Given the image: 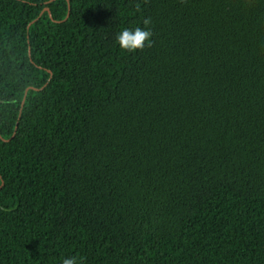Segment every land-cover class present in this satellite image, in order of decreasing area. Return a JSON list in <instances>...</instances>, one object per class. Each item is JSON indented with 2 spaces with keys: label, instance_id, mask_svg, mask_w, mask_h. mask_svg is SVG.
<instances>
[{
  "label": "trees",
  "instance_id": "16d2710c",
  "mask_svg": "<svg viewBox=\"0 0 264 264\" xmlns=\"http://www.w3.org/2000/svg\"><path fill=\"white\" fill-rule=\"evenodd\" d=\"M68 257L264 264V0H0V264Z\"/></svg>",
  "mask_w": 264,
  "mask_h": 264
},
{
  "label": "clouds",
  "instance_id": "9594fccd",
  "mask_svg": "<svg viewBox=\"0 0 264 264\" xmlns=\"http://www.w3.org/2000/svg\"><path fill=\"white\" fill-rule=\"evenodd\" d=\"M148 21H144L147 25ZM151 32L147 28L135 27L132 29L124 28L115 35L114 44L120 50L132 52L150 43ZM62 264H75L72 257L62 260Z\"/></svg>",
  "mask_w": 264,
  "mask_h": 264
},
{
  "label": "water",
  "instance_id": "95a60500",
  "mask_svg": "<svg viewBox=\"0 0 264 264\" xmlns=\"http://www.w3.org/2000/svg\"><path fill=\"white\" fill-rule=\"evenodd\" d=\"M43 12H47L48 14H49V17H51V15H50V12H49V9L48 8H45L42 12H41V14L43 13ZM23 104V103H22Z\"/></svg>",
  "mask_w": 264,
  "mask_h": 264
}]
</instances>
